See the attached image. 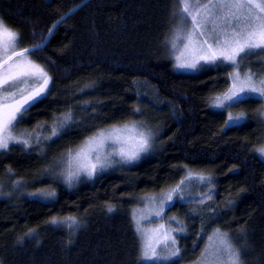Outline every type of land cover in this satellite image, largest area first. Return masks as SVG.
I'll return each instance as SVG.
<instances>
[{"label":"trees","instance_id":"trees-1","mask_svg":"<svg viewBox=\"0 0 264 264\" xmlns=\"http://www.w3.org/2000/svg\"><path fill=\"white\" fill-rule=\"evenodd\" d=\"M176 2L0 0V16L24 34L30 48L65 16L38 59L50 69L51 94L26 118L27 125L50 128L68 112L74 117L59 137L45 132L50 137L45 174L101 128L143 122L155 141L147 157L73 189L46 180L44 189L34 179L43 173L40 162L2 155L1 178H8L10 168L15 177L9 179L21 181V193L43 190L55 197L0 201V264H154L140 257L132 214L143 198L186 180V171L193 180L210 176L215 194L203 204L176 201L166 209L164 221L172 228V217L186 226L185 233H176L183 257L179 264L198 261L207 236L216 230L232 238L245 264H264V157L256 151L264 145V106L232 109L234 116L243 112L246 123L225 128L227 114L222 117L211 104L227 91V72L174 70L165 38L178 24L172 14ZM258 63L249 67L264 74ZM109 206L115 211L108 212ZM53 217H74L82 227L70 236L69 229L50 224ZM30 232L36 239L26 235Z\"/></svg>","mask_w":264,"mask_h":264},{"label":"snow or ice","instance_id":"snow-or-ice-1","mask_svg":"<svg viewBox=\"0 0 264 264\" xmlns=\"http://www.w3.org/2000/svg\"><path fill=\"white\" fill-rule=\"evenodd\" d=\"M80 7L77 5L71 9V13ZM172 14L178 24L171 37L165 38V44L174 60V70L201 74L227 72L229 87L222 95L214 97L211 106L220 110L219 115L222 117L227 114L225 128L242 126L246 123L245 114L241 112L234 116L232 109L251 103L264 106V74L254 73L247 66L253 57L264 66V0H177ZM64 20L65 16L56 20L47 36L39 37L40 43L33 42L30 48L24 34L0 16V155L7 154L16 146L20 150L36 151L40 148L42 151V143L50 137L42 136L41 133L47 131L52 137H59L61 131L70 130L74 117L68 112L50 128L38 125L34 135L20 131V125L27 122L26 118L32 109L44 103L47 95L51 94L49 85L54 82L50 69L39 63L38 59L46 50L54 30ZM32 36L35 38V32ZM48 63L54 65L53 61L49 60ZM134 111L139 113L140 109L135 108ZM260 116L264 117V111L260 112ZM154 142L151 128L143 122L113 125L98 129L76 151L70 150L64 159L55 162L54 167L60 168L64 181L71 186L81 176L92 180L116 164L126 165L138 161L143 154L152 150ZM34 143L37 147H33ZM256 151L264 157V145ZM194 179L207 187L208 191L185 202L203 204L211 200L215 194L212 191V178L197 175ZM186 180L181 179L159 198H143L149 215L163 217L165 206L174 197L184 201L185 192L190 190L193 180L191 172L186 171ZM20 187V181L16 180L13 188ZM30 195L48 199L55 197V192L41 190ZM107 211L113 212L115 209L109 206ZM132 218L135 233L141 240L140 257L143 261L179 264L183 257L174 233H185L184 224L172 217L170 221L176 224L175 228L161 224L157 229L145 231L142 221L148 219V215L143 211L134 212ZM50 224L69 229L70 236L82 227L81 222L74 217H53ZM26 235L36 239L31 232ZM193 239L195 251L197 243L196 238ZM207 240L209 243L195 264H245L242 251L227 233L216 230L212 236H207Z\"/></svg>","mask_w":264,"mask_h":264},{"label":"rangeland","instance_id":"rangeland-1","mask_svg":"<svg viewBox=\"0 0 264 264\" xmlns=\"http://www.w3.org/2000/svg\"><path fill=\"white\" fill-rule=\"evenodd\" d=\"M252 62L256 63V64L258 62L261 63V61L259 59L253 57L248 62L247 66L249 67V65H253ZM242 67H243V65H242ZM262 67L264 69V66H262ZM180 72H185V71H180ZM186 73H189V72H186ZM51 85L52 84L49 85V89L51 88ZM215 110H218V109H215ZM26 123L20 125V131H26V132L31 133V134L34 135L36 133V131H37V126L38 125L32 127L30 125H27ZM39 126H43L45 128L44 124H40ZM41 135L45 136V132L41 133ZM33 147H37L35 145V143L33 144ZM41 147H42V151L40 150V148H38L36 151H32V150H20L19 146H16L13 150H10L7 154H3V155H5V156H7V155H13V156L22 155L24 158H26L28 160H31L33 162L35 160V163H36V161L40 162L39 165H41V167L43 168V170H42L43 173L38 174L37 177H35L34 179H36V181H38V184H41L44 189H45V186H43V185L45 184V180L48 181L51 185H54L56 182H58V183L64 185L65 187H67L68 189L75 188L81 181L89 180L86 177L81 176L78 182H74L71 186H69L64 181V178H63V176L61 174L60 168H55L54 167L55 163L53 164V167H51L48 170V172L45 174V158H48L47 156H49V154H48L49 150L47 148H45V142L42 143ZM153 148H154V144H153L152 150H153ZM77 149L78 148H76V149H74L72 151H76ZM152 150L150 152L146 153V154H143L140 159H143V158L147 157L148 155H150L151 152H153ZM66 155L62 156V158H60L59 160L57 159L55 162L61 161L62 159H64L66 157ZM1 156L2 155H0V157ZM17 158H19V157H17ZM126 165L116 164L110 169L111 170L114 169V171H116L117 169L119 170V169L123 168ZM9 169L10 168H8V170L6 172V174L8 175V178H1L0 177V201H20V198L25 197V196H27L29 199H35V200H39L40 201V199L38 198L39 196H32V195H30V193L29 194L21 193V191H20L21 187L20 188H13V184H14L15 181L10 180L9 178L10 177L11 178L15 177V173L11 169V174H9ZM1 171L2 170L0 169V174L2 173ZM20 183H21V181H20ZM186 183H188V181ZM207 191H208L207 187H205V186L203 187L198 181L192 180L191 186H190V190L185 192L184 201H186L188 199H196L199 196H201V194H204ZM167 192H164V193H167ZM7 193H11V195H8ZM31 193H38V192L35 191V192H31ZM161 195L149 196V197H157V198H159ZM41 199L45 200L44 198H41ZM176 201H180V203L184 202V201H181L180 199H178L177 197H174L173 201L169 205L165 206V211L171 204H174V202H176ZM140 205L141 206H139L135 210V212L136 213H140V212L143 211V212H145L146 215H148V219H145L144 221H142V225H143V228L145 229V231H150L151 229H157V228L160 227L161 224H164L166 227L167 226L172 227L170 224H168L167 222L164 221L165 211H164L163 217H156L154 215H149L148 209L146 208L144 199L141 200V204ZM134 225H135V223H134ZM174 234L176 235V233H174ZM208 243H209V241H208ZM158 251H159V249H158ZM145 262H152V261H145Z\"/></svg>","mask_w":264,"mask_h":264}]
</instances>
